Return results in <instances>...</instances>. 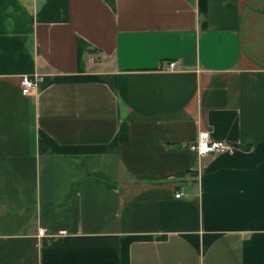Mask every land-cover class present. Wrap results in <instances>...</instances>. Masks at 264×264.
<instances>
[{
  "label": "crops",
  "instance_id": "1",
  "mask_svg": "<svg viewBox=\"0 0 264 264\" xmlns=\"http://www.w3.org/2000/svg\"><path fill=\"white\" fill-rule=\"evenodd\" d=\"M0 264H264V0H0Z\"/></svg>",
  "mask_w": 264,
  "mask_h": 264
},
{
  "label": "built area",
  "instance_id": "2",
  "mask_svg": "<svg viewBox=\"0 0 264 264\" xmlns=\"http://www.w3.org/2000/svg\"><path fill=\"white\" fill-rule=\"evenodd\" d=\"M169 67H174V62L168 63ZM43 80V77L38 74H22L19 77L20 89L23 95L30 94L37 85ZM227 144L223 140L213 139L207 131H201L197 140L189 146L198 156H205L208 154H218L225 150ZM181 193H176L175 196L179 197ZM45 228L39 230V234H43Z\"/></svg>",
  "mask_w": 264,
  "mask_h": 264
},
{
  "label": "water",
  "instance_id": "3",
  "mask_svg": "<svg viewBox=\"0 0 264 264\" xmlns=\"http://www.w3.org/2000/svg\"><path fill=\"white\" fill-rule=\"evenodd\" d=\"M249 146V144H243V145H240V147L243 149V148H245V147H248Z\"/></svg>",
  "mask_w": 264,
  "mask_h": 264
}]
</instances>
